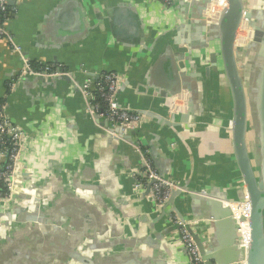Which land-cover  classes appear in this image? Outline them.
<instances>
[{
  "label": "crops",
  "instance_id": "obj_1",
  "mask_svg": "<svg viewBox=\"0 0 264 264\" xmlns=\"http://www.w3.org/2000/svg\"><path fill=\"white\" fill-rule=\"evenodd\" d=\"M11 6L9 29L32 62L60 65L80 82L103 72L123 75L119 104L149 122L127 141L111 137L68 78L23 76L20 55L0 40V103H8L13 122L30 135L21 196L0 203V264H190L172 214L198 222L193 232L212 264H237L228 248L238 236L228 203L243 200L246 186L235 155L231 89L220 55L212 56L220 50L221 0L210 16L209 0L170 6L16 0ZM244 6L255 31H264V0ZM255 62L253 51H241L248 150L258 170ZM186 93L188 107L172 112ZM137 140L158 173L189 194L157 211L146 193L134 192L142 163L130 142Z\"/></svg>",
  "mask_w": 264,
  "mask_h": 264
},
{
  "label": "built area",
  "instance_id": "obj_2",
  "mask_svg": "<svg viewBox=\"0 0 264 264\" xmlns=\"http://www.w3.org/2000/svg\"><path fill=\"white\" fill-rule=\"evenodd\" d=\"M16 0H0V40L7 42L12 51L20 55L23 62V76H34L47 80L65 77L68 78L77 88L85 103L88 115L98 124V126L111 137L127 141V136L136 132L143 125L149 122L148 116L140 111L123 107L118 102V95L126 80L123 75L115 72H103L99 75L88 77L83 82L76 79L75 73L60 65H49L38 63L37 67L29 57H27L23 48L17 43L14 35L9 29L11 17L15 8L10 4ZM165 6H170L176 0H159ZM191 1V0H188ZM216 1L212 0L211 9L208 16L213 12V5ZM226 6V2L221 0ZM245 26L247 34H251L245 39L247 42L252 39L253 30L244 20L239 30ZM246 42V43H247ZM15 85H12L9 92H13ZM187 93L174 100L172 112H180L181 107H188ZM184 100L183 105L179 104ZM130 138V137H129ZM132 139V138H130ZM30 135L13 122L9 115V105L6 101L0 103V185H4L6 192L0 188V203H9L14 197L22 192L23 167L21 163L23 152L26 148ZM130 145L138 153L142 170L135 174L133 179V189L138 195L147 193V197L152 201L157 211H161L170 201L174 192L189 193L180 182L162 177L154 167L149 150L141 144L140 141H132ZM232 218L237 227L238 237L236 239L235 249L240 252L241 259L239 264H247V253L251 245V201L247 193L243 200L239 202H229ZM171 222L178 227L181 235L182 244L185 247L189 257L190 264H206V260L195 241L190 227L198 224L197 221L186 222L178 215L172 214Z\"/></svg>",
  "mask_w": 264,
  "mask_h": 264
},
{
  "label": "water",
  "instance_id": "obj_3",
  "mask_svg": "<svg viewBox=\"0 0 264 264\" xmlns=\"http://www.w3.org/2000/svg\"><path fill=\"white\" fill-rule=\"evenodd\" d=\"M209 1L211 5L212 0ZM224 1L226 2V6L220 14L218 21L220 50L212 56L216 59L217 55H220L231 89L234 101L232 131L235 155L239 170L246 186V193L249 195L251 201L252 212L250 226L252 241L246 260L247 264H264V31H262L261 28L255 31L253 28L250 22L251 15L245 11L244 0ZM14 3L15 1H12L10 5H13ZM244 20L248 21V24L254 31V34L250 41H248L245 45L239 46L237 44L239 30ZM243 50H246L247 55L250 51H253L256 55V62L253 69V100L255 106L257 107L256 129L259 134L260 165L258 170H256L255 164L253 163L248 150L247 136L249 101L244 87L243 78L240 74L239 64L240 53ZM189 107L192 106L190 105ZM133 135H135V132H132L129 137L132 138L131 136ZM186 194L189 193L179 191L174 192L168 202V205L173 203L181 195ZM20 196L21 193L16 195L12 201H15L16 198ZM180 218L184 220L182 217ZM173 229H178V227L174 226ZM190 231L206 260V264H212V262L209 261L210 257L207 254L202 240L193 232V227H190ZM236 239L229 243L228 248L236 256L235 263L239 264L242 256L240 252L235 249Z\"/></svg>",
  "mask_w": 264,
  "mask_h": 264
},
{
  "label": "rangeland",
  "instance_id": "obj_4",
  "mask_svg": "<svg viewBox=\"0 0 264 264\" xmlns=\"http://www.w3.org/2000/svg\"><path fill=\"white\" fill-rule=\"evenodd\" d=\"M249 35L247 34L246 28L245 26L241 29L240 34H239V38H246Z\"/></svg>",
  "mask_w": 264,
  "mask_h": 264
},
{
  "label": "bare ground",
  "instance_id": "obj_5",
  "mask_svg": "<svg viewBox=\"0 0 264 264\" xmlns=\"http://www.w3.org/2000/svg\"><path fill=\"white\" fill-rule=\"evenodd\" d=\"M249 35H252V33L249 34ZM246 42H247V39H245V38H239L237 44H238L239 46H242V45H245Z\"/></svg>",
  "mask_w": 264,
  "mask_h": 264
},
{
  "label": "trees",
  "instance_id": "obj_6",
  "mask_svg": "<svg viewBox=\"0 0 264 264\" xmlns=\"http://www.w3.org/2000/svg\"><path fill=\"white\" fill-rule=\"evenodd\" d=\"M33 63V66L34 67H37L38 66V64L37 63H35V62H32ZM0 188H1V190L3 191V192H6V188H5V186L4 185H0Z\"/></svg>",
  "mask_w": 264,
  "mask_h": 264
}]
</instances>
